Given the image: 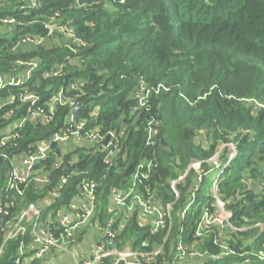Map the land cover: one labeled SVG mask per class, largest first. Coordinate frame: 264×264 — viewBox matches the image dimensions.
I'll list each match as a JSON object with an SVG mask.
<instances>
[{
	"label": "trees",
	"instance_id": "obj_1",
	"mask_svg": "<svg viewBox=\"0 0 264 264\" xmlns=\"http://www.w3.org/2000/svg\"><path fill=\"white\" fill-rule=\"evenodd\" d=\"M3 2L0 73L9 75L26 68L19 67L20 61L36 63L38 68L25 85L0 93V100L16 98L0 109V139L10 123L26 114L27 104H21L19 94L40 96L39 104L46 109L44 103L62 89L75 99L87 129L124 134L120 138L123 152L109 168L101 151L74 146L64 158L65 164H73L55 170L53 184L73 169L84 174L70 178L61 203L76 194L81 178L95 179L103 220L111 190L128 189L138 166L153 159L154 171L138 190L147 193L149 188L163 208L172 205L171 233L165 242L168 224L153 234L134 214L124 227H113L119 230V249L131 246L150 252L164 245L169 256L179 240L187 245L199 240L197 250L219 259L205 258L193 264H264L259 256L264 252V0ZM6 19L15 22L4 24ZM63 26L72 29L84 45L57 42L56 38L66 40L59 33ZM27 39H43V43L37 47L21 43ZM141 83L150 89V107L134 111L138 105L135 91L146 90ZM159 86L167 90L155 92ZM70 111L69 106H57L50 123L27 122L5 151L13 156L49 139L65 128ZM152 121L157 124L152 144L147 145ZM198 136L202 140L197 141ZM229 145L234 147L231 154ZM217 155L219 169L210 163ZM197 161L202 162L203 172L190 170L178 184L177 197L172 182ZM51 164V160L46 162ZM8 165L0 157V200L5 195ZM221 171L217 195L231 214L233 228L214 227L195 238L203 209L215 201L214 181L206 194L201 185ZM45 195L46 190L30 186L24 196H15L10 214ZM217 238L236 254L220 256L224 251L214 244ZM18 245L19 240L9 243L0 264L12 262ZM102 264L113 262L105 259Z\"/></svg>",
	"mask_w": 264,
	"mask_h": 264
},
{
	"label": "built area",
	"instance_id": "obj_2",
	"mask_svg": "<svg viewBox=\"0 0 264 264\" xmlns=\"http://www.w3.org/2000/svg\"><path fill=\"white\" fill-rule=\"evenodd\" d=\"M32 2L34 4L35 0ZM14 22L12 19L3 21L4 24L10 26ZM63 34L66 38H75L77 42L74 43L84 45L72 29L65 27ZM68 40L73 42L72 39ZM21 43H30L37 47L43 43V39H27ZM18 65L20 68H26L9 75L0 73V93L10 87L25 85L38 68L36 63H29L27 67L25 61H20ZM57 74L58 72H56ZM141 86L147 91L144 90V93L139 90L135 91L133 98L138 100V105L134 111H139L144 107L149 110L150 107V89L146 88L145 83H141ZM161 88L167 90L165 87L159 86L155 92ZM73 89L75 90L76 86H72ZM18 97L21 104H27L26 114L10 123L0 139V157L9 161L3 188L5 195L0 200V259L8 244L13 240H19V245L17 254L10 264H41L52 251L69 255L71 264H102L105 259H111L113 264H189L190 262L193 264L205 258L219 259V256L208 255V252L197 250L196 246L199 240L189 245L179 240L176 250L169 256L166 254L164 245L150 252L135 250L131 246L124 249L118 248V229L124 227L125 222L130 220L134 214H137L141 226L151 227L153 234L158 233L168 224L169 230L165 242L171 233L172 205L169 204L163 208L151 194L149 188H146L147 193L138 190L143 181H147L154 171L153 159L145 160L138 166L128 189L113 188L111 190L108 212L105 213L103 220L101 218L104 211L99 200V184L95 179L81 178L76 194L68 203H61L70 178L84 174L73 169L69 174L60 175L56 184H53L52 173L62 169L65 165L73 164L74 161L65 164L64 158L72 149L74 150V146H87L89 149L94 148L101 151L104 153L103 163L109 168L123 152L124 145L120 142V138L124 134L120 132L118 135L114 130L103 133L100 128L87 129V122L79 118V106L75 99L67 96L64 89L44 103L48 112L39 104L40 96L25 92L19 94ZM15 99L14 96H9L5 100H0V109L12 105ZM57 106L71 108L63 130L54 133L49 139L40 140L36 144L30 145L28 151H22L13 156L5 151L8 142L19 137V130L27 122L41 120L44 123H50L54 118ZM156 124V121H152L148 125L147 145L152 144L153 126ZM49 160L52 162L51 166L46 165ZM210 163L215 169L221 167L218 156L214 157ZM190 170L202 173V162H193L186 174L172 182V189L177 197H179L178 184L187 178ZM221 173L222 171L213 178L212 191L215 201L203 209L195 238L203 237L214 227L233 228L230 223L231 214L217 195ZM203 176L201 174L199 177L200 183L203 182ZM32 185L38 191L46 190V195L38 201L28 203L17 213L11 215L9 209L15 204V196H24ZM190 205L191 202L183 211V216L186 215ZM116 224L118 229L113 228ZM91 230L100 232V239L95 243L92 256L89 257L76 249L80 237ZM214 244L223 249L224 252L220 256L236 254L218 238L214 240ZM259 256L264 259V252H260ZM159 258L161 259L159 260Z\"/></svg>",
	"mask_w": 264,
	"mask_h": 264
},
{
	"label": "crops",
	"instance_id": "obj_3",
	"mask_svg": "<svg viewBox=\"0 0 264 264\" xmlns=\"http://www.w3.org/2000/svg\"><path fill=\"white\" fill-rule=\"evenodd\" d=\"M139 224H141L139 222ZM100 239V232L97 230H91L87 233H84L80 237L79 245L77 246V251L83 253L86 256H92V250ZM71 259L66 253L53 252L46 256L45 261L41 264H71Z\"/></svg>",
	"mask_w": 264,
	"mask_h": 264
},
{
	"label": "rangeland",
	"instance_id": "obj_4",
	"mask_svg": "<svg viewBox=\"0 0 264 264\" xmlns=\"http://www.w3.org/2000/svg\"><path fill=\"white\" fill-rule=\"evenodd\" d=\"M3 1H6V0H3ZM2 0H0V6L2 5V3H4ZM57 27V26H56ZM55 27H53V28H51L52 30L54 29ZM65 29V27L63 26V27H59V33L60 34H62V35H64L63 34V30ZM3 29H2V27L0 26V31H2ZM65 38H66V36H64ZM57 39V42H60L61 44H63L65 41H67L68 39H72L73 40V42H77V40L75 39V38H70V37H68V38H66V40H64V39H58V38H56ZM68 47H70V45L68 46ZM29 63H32V62H30V61H28ZM29 63H27L26 62V64H27V67L29 66ZM200 140H202V138H201V136H198V138H197V141H200ZM225 147V146H224ZM229 147H230V151L228 152V154H231V153H233L234 152V147H233V145H229ZM218 155H220V152L218 153ZM217 155V156H218ZM212 183H213V179H212V177L211 176H209V177H207V182L204 184V185H201V189H202V193H207L208 191H209V189H210V187H211V185H212ZM213 192V191H212ZM8 246H9V244H8ZM8 246L6 247V249L8 248ZM192 262H190L189 264H191ZM218 264H226V263H223V262H220V263H218ZM227 264H230V263H227Z\"/></svg>",
	"mask_w": 264,
	"mask_h": 264
},
{
	"label": "water",
	"instance_id": "obj_5",
	"mask_svg": "<svg viewBox=\"0 0 264 264\" xmlns=\"http://www.w3.org/2000/svg\"><path fill=\"white\" fill-rule=\"evenodd\" d=\"M207 3H209L208 0H207Z\"/></svg>",
	"mask_w": 264,
	"mask_h": 264
}]
</instances>
